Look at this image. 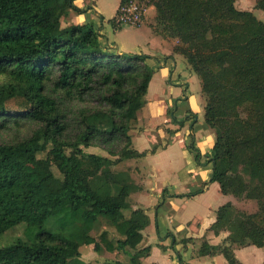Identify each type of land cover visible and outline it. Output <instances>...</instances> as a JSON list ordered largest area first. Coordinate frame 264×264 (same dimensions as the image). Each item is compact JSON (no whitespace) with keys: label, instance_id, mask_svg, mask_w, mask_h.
I'll list each match as a JSON object with an SVG mask.
<instances>
[{"label":"trees","instance_id":"1","mask_svg":"<svg viewBox=\"0 0 264 264\" xmlns=\"http://www.w3.org/2000/svg\"><path fill=\"white\" fill-rule=\"evenodd\" d=\"M75 1L0 0V128L20 126L22 118L41 124L25 138L0 143V236L3 229L24 226L23 237L0 246V264H87L83 245L129 257L107 264H143L151 253L152 246L143 245L150 217L144 208L122 214L136 188L130 168L116 167L147 153L132 147L129 131L146 104L150 56L103 47L93 23L64 27L62 18L71 11L86 12ZM154 4L164 33L189 44L173 53L187 58L207 96L204 119L216 132L207 155L211 182L224 194L260 203L255 213L241 212L232 202L220 206L209 230L228 235L217 245L204 240L198 254L219 253L228 264H242L236 247L264 251V153L248 152L250 144L264 139V22L237 9L235 0ZM257 7L264 11V0H257ZM97 80L109 87L103 96L107 108L81 111V130L70 140L59 103L47 88L54 82L81 97ZM249 102L254 113L243 119L237 108ZM116 136L126 144L115 159L84 150L96 139ZM190 149L200 162L201 152ZM31 211L40 218H31ZM102 219L116 235L104 229L94 236Z\"/></svg>","mask_w":264,"mask_h":264},{"label":"crops","instance_id":"2","mask_svg":"<svg viewBox=\"0 0 264 264\" xmlns=\"http://www.w3.org/2000/svg\"><path fill=\"white\" fill-rule=\"evenodd\" d=\"M75 4L81 9L86 10V12L78 13L71 11L69 16L66 17L67 25L84 24L87 22L94 23L99 18L102 23L98 24L99 26H96V28H100L99 31L103 35L101 36V40H104L108 47L114 49L117 53L142 52L150 56L146 63L153 69V76L147 94L151 92L152 82L158 80L157 88L153 92V101L166 104L168 106L167 109L171 112V115L169 114L168 117L164 112L152 111L148 108L145 112H141L139 116H146L149 124H146V127L144 125L139 127L137 124H133L129 134L132 137V147L139 152L146 151L147 153L145 156L128 159L120 163L124 168H130L134 181L136 178L137 180L140 179L138 177L140 168L136 164V160L145 157L149 159L152 165L151 173L145 182L139 184L140 188L133 192L135 194H131V202L135 205L132 209L144 208L139 205L147 203L148 206L144 209H146L151 220V224L144 231L143 245H151L152 249L150 255L143 258V264H202L200 263L201 256L211 255H199V250L195 249L191 260L188 262L184 261L180 257L181 253L177 250L181 240H178L172 232L169 231L168 236L165 238L160 236V240L155 238L156 224L150 214L153 206L149 205L153 199L154 201L157 199L156 193H163L168 197L183 195L182 200L185 203L190 200L204 202V211L195 214L200 215L198 225L193 224V218L185 220L190 229L193 227L196 229L197 234H195L196 236L191 234L189 237H186L190 240L186 245L183 244L184 247H189V245L195 243L199 238H203L208 242L212 240L215 243H209L217 245L228 235L227 231H222L217 235L212 230H209L211 224L216 220V211L222 206L211 204V192L213 190L217 191V198L221 197L223 200L229 199L228 202L232 203L231 196L233 195L224 194L218 182H211L212 168L201 166L204 161H208L209 157L207 155L212 153V147L215 143L213 133L209 129H207V132L210 135L199 129L200 116L203 115L204 117L205 113V99L201 90V83L200 89L197 92L190 88L188 82L189 76L196 74L189 71L186 64V67L182 66V62L184 63L185 61L180 55L176 54L171 58L169 57L173 52V41L157 34L151 26L141 25L124 26L119 29L114 28L115 38L111 40L104 32V29H102L104 27L103 21L105 15L99 0H76ZM120 5L121 0H115L113 12L109 17L110 21L115 17ZM187 71L190 74L189 76L184 74ZM161 72L163 73V77L160 74ZM167 78L169 84L164 81ZM180 86H186L182 89V92H180ZM192 113L195 115L194 117ZM137 118L138 121H141L139 117ZM191 139L193 140L192 145L202 154L200 162L195 159L191 149L188 148L187 142ZM160 141L163 144L160 145ZM138 146H145V148L140 151L137 148ZM156 151L159 152L158 156H155V154L149 155ZM148 155L149 157H147ZM123 164H126V166ZM190 188L193 189V192L189 191ZM188 195L190 196L187 197ZM151 197L155 198L152 199ZM161 200L162 197L160 198ZM233 204L235 205V203ZM247 247L248 250L252 251V255H246H249L253 259H255V255H258L257 261L259 259L261 261V256L263 257V255L261 250L257 249L259 247L255 245ZM240 249L245 250L246 247L235 248L234 251L237 257L239 256L238 251ZM240 258L243 260L241 261L238 258L242 264H253L246 261L248 260V256L246 258L244 254ZM212 264H216V262L213 260Z\"/></svg>","mask_w":264,"mask_h":264},{"label":"rangeland","instance_id":"3","mask_svg":"<svg viewBox=\"0 0 264 264\" xmlns=\"http://www.w3.org/2000/svg\"><path fill=\"white\" fill-rule=\"evenodd\" d=\"M99 3L102 6V8L104 10V15H105V18L103 21L104 27H102V29H104V32L107 34V36H109V38L111 40H113L115 38L114 28H116V26H114L113 22L110 21L109 17L111 16V13L113 12L115 0H99ZM133 3L137 4V6H138L139 22H137L136 26H141V25L151 26L157 34H159L160 36H163L164 38L172 40L173 41V48H175V47H179V48L189 47V44L183 42L180 38L170 37L164 33V31L162 30V27H161V23L158 20V11H157L156 6L154 4V0H133ZM235 6L239 10L253 13L259 20L264 22V11L257 7V0H235ZM66 20H67L66 17L62 18V25L64 27L69 26V25H67ZM101 23H102V21L99 18H97L94 21L93 25H95V27H96V26H99L98 24H101ZM97 28H99V27H97ZM101 41H102L103 47H108L104 40H101ZM196 42L197 41L194 39L193 42H191V43H196ZM198 44H199V46H201L199 42H198ZM191 49L193 51L195 50L194 47ZM200 50L201 51H210V49H207L205 46H202V48ZM112 51H114V49H112ZM114 52H116V51H114ZM174 55H176V54H174L172 52V54L170 56H174ZM177 55H180L181 57H183V60L185 61L184 63L182 62V66H185V64H186L189 71L194 73V71L192 70V67L187 62V58H185L181 54H177ZM160 74L163 77V73L161 72ZM184 74H186L187 76L190 75L188 73V71ZM55 78H56V76H55ZM96 79H99V78H96ZM157 81L152 82L151 92L147 94L148 96H145L146 105L144 106L143 109H141V111L137 112V117H139V119L141 121L136 120V122H133L132 125L137 124L139 127H142V125H144V127H146V124H149V121H147L146 116H143V117L139 116L140 113L143 111L145 112L147 110V108L152 110V111L164 112L167 117L169 114L171 115V112H169V110L167 109L168 106L166 104H161V103H157V102L153 101V96H154L153 92L157 88V84H158ZM164 81H165V83L169 84L168 78L164 79ZM188 82L190 84V88L192 90H194L195 92H197V90L200 89L201 81L197 75L189 76ZM180 87H181L180 92H182V89H184L186 86H180ZM108 88L109 87L104 85L102 82H100V80H97L95 83L92 84V88L88 91H85V93L80 97L76 93L70 94V93L66 92L65 90L57 88L54 85V82L49 84L47 91L57 99L59 106H60V109L62 111V114L64 116V121L67 123L68 128H67V131L65 133V137H67L70 140H73V139H75L78 132L81 130V111H83V110L93 111V110H97V109L107 108V105L104 102L103 96L107 93ZM204 99H205V101L207 100L206 95L204 96ZM172 104H173V102H172ZM237 110L243 119H246L247 117L250 118L254 113L253 104L250 102L244 103L242 106H239L237 108ZM40 125H41L40 123L32 121V120L27 119V118L21 119V125L20 126L14 124L12 122L9 124L8 128H4V129L0 128V143L12 142V141H16V140H20L22 138H25V137L31 135L35 129L40 127ZM199 129H201L204 132H207V129H209V131H211V133H213L212 135L214 137V140L216 139L215 130L206 124L203 115L200 116ZM192 142H193L192 139L189 142H187L188 148L193 147ZM159 143H160V145L163 144L161 141ZM125 144H126L125 137L116 136V137L112 138L111 140H107V141L102 140V139H96L92 146L84 148V150L86 152H93V153H97V154L108 156V157L115 159L117 157V154L120 152V150L124 147ZM137 148L141 151L145 148V146L144 147L138 146ZM157 152L158 151L153 152L149 155L155 154V156L156 155L158 156L159 152L158 153ZM191 152L195 156V153L193 151H191ZM248 152L253 156L263 154L264 153V139L250 144L248 146ZM46 155H47L46 152L35 154V155H33V160H36L40 157H45ZM149 155L147 157H149ZM136 161H137L136 164L140 168V172L138 173V177H140V179L139 178H138L139 180H137V178L135 179L134 187L136 188L135 190H138L140 188L139 184H141L142 182L144 183L146 178L150 175L151 170H152L151 169L152 165H151L149 159L145 158V157L138 159ZM123 165L126 166V164H123ZM197 165H199V164H197ZM201 166L212 168V164L207 160L204 161ZM116 167L124 168L120 164L117 165ZM33 168L34 167L32 164L28 165V167H27V169H29V170H31ZM54 170H55V172L58 173L56 167H54ZM189 191L193 192V189L190 188ZM133 194H135V193H133ZM211 195H212L211 204H213V205H215V204H217V206L223 205L224 203L228 202V200H229V199L223 200L221 197L217 198L218 193L215 190H213L211 192ZM189 196L190 195H188L187 197H189ZM156 197H157V199H155V201L153 199L155 197H151L153 200L149 204V205L153 206V209L150 210V214H151L153 221L156 224V236H155L156 239L160 240V236H162L163 238L167 237L169 231L172 232L173 234H175V236L178 238V240H181V241H182V239L189 237L191 234L196 236L195 235V234H197L196 229L194 227L190 229L187 226L185 220L193 218L192 219L193 224L198 225L199 220H200V215H198V214L195 215V214L196 213H202L204 211V209H205L204 202L199 201V200H195V201L190 200V201H186V203H187L186 204L185 201L182 200L183 195H179V196H175V197H168L167 195H164L163 193H160V194L156 193ZM161 197H162V200L160 201ZM231 199H232L233 203H235V205L238 207V209L241 212L255 213V212H258L260 209L259 208L260 203H259L258 199H248L245 196H244V198H235V197L231 196ZM131 201L132 200L130 198V203H125L126 205L121 210L122 214H126V215L130 214L131 209L135 206L132 204ZM139 206H143L144 208L145 207L147 208L148 204L147 203L146 204H140ZM119 215H121V213ZM29 216L31 218H35V219L40 218L34 211H31L29 213ZM157 227L159 229L158 231H157ZM104 229H107L109 231V233L112 234V236L116 235L115 229L113 227L108 226L106 221L102 219L99 228L93 232L94 236L96 238H99L101 231ZM3 231H4V234L0 236V246H5V245L10 244L17 237H23L24 226H17V227L11 228V229H3ZM181 241L179 242V247L177 250L181 253L180 257L184 261L188 262L191 260L193 254H194V250L195 249L199 250L201 248V245H202L204 239L199 238L195 243H192V245H189V247H184L183 246L184 242L183 241L181 242ZM209 242L213 243V244L215 243V242H212V240L211 241L209 240ZM245 247H246L245 250L240 249L238 251V254H239L238 258L241 261H243V260L240 257H241V255L244 254V256H246V258L248 256V260H246L247 262H250L253 264H264V259H263L264 251L262 248L260 249V248L255 247V248L261 250L262 255H263V257L261 256V261H260V259H259V261H257L258 255L257 256L255 255V259H253L252 257L249 256V255H252V251L248 250L247 246H245ZM238 248H242V247H238ZM80 251H81V259L84 262H86L87 264H107L109 261H112V260H121V261H125V262L129 261V257L125 253H117V252H115V253L114 252L97 253L94 250V245H83L80 248ZM246 254H249V255H246ZM213 260L216 262V264H227L223 255L219 254V253L215 254V255H211V256H201L200 263L212 264Z\"/></svg>","mask_w":264,"mask_h":264},{"label":"built area","instance_id":"4","mask_svg":"<svg viewBox=\"0 0 264 264\" xmlns=\"http://www.w3.org/2000/svg\"><path fill=\"white\" fill-rule=\"evenodd\" d=\"M113 22L116 29L124 26H136L137 22H139L137 4L133 3V0L123 2L113 18Z\"/></svg>","mask_w":264,"mask_h":264}]
</instances>
